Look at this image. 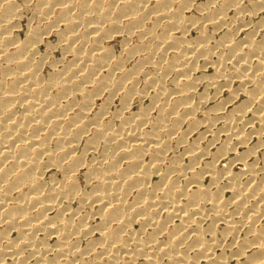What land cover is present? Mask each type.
<instances>
[{
	"label": "bare ground",
	"instance_id": "6f19581e",
	"mask_svg": "<svg viewBox=\"0 0 264 264\" xmlns=\"http://www.w3.org/2000/svg\"><path fill=\"white\" fill-rule=\"evenodd\" d=\"M263 27L264 0H0V264H264V139L217 167L264 134Z\"/></svg>",
	"mask_w": 264,
	"mask_h": 264
},
{
	"label": "rangeland",
	"instance_id": "374dc122",
	"mask_svg": "<svg viewBox=\"0 0 264 264\" xmlns=\"http://www.w3.org/2000/svg\"><path fill=\"white\" fill-rule=\"evenodd\" d=\"M29 14H28V18H29ZM263 16V14L262 13H259V15L256 17V18H254V20H253V24L249 27L250 29H252V28H254V25H256L257 24V22L261 19V17ZM24 24L26 25V23H27V19L25 18L24 19ZM259 31H261V32H258L257 33V39L259 40H262V38L264 37V27L262 28V29H258ZM245 30H242L239 34H238V36H237V40H243L244 39V37H245ZM197 34V32L195 33V31L194 30H192V33L189 35L190 36V38H192V36H195ZM221 35V34H220ZM220 35H218V36H220ZM260 36V37H259ZM240 37V38H239ZM51 41L52 42H55L56 41V36H54V34L51 36ZM114 47H115V49L114 50H116V53L118 54V53H120V47H119V43L118 42H116L115 43V45H114ZM42 50H43V47H42ZM60 52L61 51H56V56L54 57L55 59H60L61 57H62V53L60 54ZM217 52V54H221V50H217L216 51ZM216 58V59H215ZM218 55H215L214 57H213V61H217L218 59ZM209 67H205V69H204V67L202 66V64H201V68L199 69V72H197V74H199L200 76H206V77H208V76H210V75H212L214 72V67L212 66V65H208ZM208 70H207V69ZM48 69V67L46 68V70ZM204 69V70H203ZM201 70V71H200ZM205 73V74H204ZM143 84V83H142ZM169 85H171L170 83H169ZM205 87L206 86H202L201 88H200V90H199V92H203L204 90H205ZM201 89H202V91H201ZM233 90V92L235 91V90H237L238 89V83L236 82L233 86H232V88L230 87V88H228V90H227V88H226V90H225V88L224 89H222V90H219V91H217L216 93L218 94H214L215 93V89L214 88H212V87H210L207 91H209L208 92V99L209 98H214L213 97V95L216 97L215 99H209L210 101L209 102H207L206 101V104H205V106H203V108H205L207 111L209 110V109H211V107H213V106H216V105H223V104H225V105H228V106H221V107H225L226 109V114H228V113H230L231 111H234V106L236 105L237 106V104L238 105H240V103H242V101H243V99L245 98V95L243 94V92H240V94L239 95H236L237 97H236V99L235 100H232L231 101V103H230V105L229 104H227L228 102L226 101V99H228V98H233L232 96L234 95H232V96H230L231 94V92L229 91V90ZM231 90V91H232ZM220 91H222V93H220L219 94V92ZM228 91V92H227ZM211 92V93H210ZM212 94V95H211ZM211 95V96H210ZM239 96H240V98H239ZM225 100V101H224ZM228 100H230V99H228ZM241 100V101H240ZM212 101V102H211ZM222 101L224 102L223 104H221L222 103ZM234 101V102H233ZM235 101H237V103L235 102ZM211 102V103H210ZM221 102V103H220ZM226 102V103H225ZM233 102V103H232ZM205 103V102H204ZM203 103V104H204ZM236 103V104H235ZM202 104V105H203ZM212 104V105H211ZM210 105V106H209ZM138 106L135 104V107H134V109H136ZM229 107V108H228ZM113 110H114V108H113ZM200 118H203L204 117V115L202 114V113H200ZM251 117V115H246V117H245V120H249V118ZM244 120V121H245ZM221 121V120H220ZM218 122V125H216V128L215 127H212L213 129H211L212 131H211V133H208V132H210L208 129V125H204V124H202L200 127H199V129L196 131V133H195V135L191 138V139H195V137H197L198 135H200V139L203 137V135H206V133L208 134V136L206 135V136H204L202 139H201V146L202 147H204V148H207V149H209V153L207 154V156H205V160L204 161H206V162H211L212 161V159L214 158V155H215V153H216V151H217V149L218 148H220L221 146H223L224 145V143L226 142L225 140H226V135H225V133L223 132L222 133V131L221 130H223V128H224V126H225V123L223 122ZM217 123V122H216ZM244 123V122H243ZM245 124V123H244ZM258 125H259V123H257ZM257 124H256V126H257ZM223 127H222V126ZM205 126V127H204ZM205 128V129H204ZM220 128H222V129H220ZM185 129H186V127H185ZM251 129V126H248V127H246V130H250ZM201 130V131H200ZM214 130V131H213ZM206 131V132H205ZM217 131H219V132H217ZM203 132H205V133H203ZM217 134L216 136H217V138H215L214 136H215V133ZM201 133V134H200ZM203 133V134H202ZM202 136V137H201ZM212 136V137H211ZM222 136V137H221ZM206 137V138H205ZM260 137V136H259ZM215 138V139H214ZM219 138V139H218ZM253 139L251 140V142H249V145H244V146H239L238 148H236V151H233V154H232V152L231 153H229V155L228 156H226V158L225 159H223V160H221V162L219 161V163H217V167L218 168H223V167H226V166H228V161L230 162L231 160H233L234 159V157L236 156V155H242V153H244L248 148H250V147H253V146H256L257 145V142H258V140L259 141H261V139H264V134H262L261 135V137L260 138H258V135H253V137H252ZM256 138V139H255ZM221 139V140H220ZM205 140V141H204ZM216 142L217 140V142L216 143H214V144H212L214 141ZM220 140V141H219ZM211 142V143H210ZM205 144V145H204ZM211 145V148L209 147V145ZM207 145V146H206ZM213 146V147H212ZM217 148V149H216ZM212 150H214V151H212ZM238 150V151H237ZM211 151V152H210ZM259 153V154H258ZM257 153V156L256 155H254V156H252V155H250V156H248L247 158L248 159H246V161L248 162V163H256V161L258 160V162L256 163L257 164V166L258 167H262V166H264V156H263V154L261 153V151L260 152H258ZM231 155V156H230ZM233 155V156H232ZM261 155V156H260ZM252 156V157H251ZM249 157H250V159H249ZM261 160V161H260ZM260 161V162H259ZM262 162V163H261ZM227 163V164H226ZM234 165L233 166H231V168L230 169H232V171L233 172H241L242 171V168H244V163L242 162L241 164H240V162L238 161V163L237 162H235V163H233ZM263 164V165H262ZM226 165V166H225ZM242 166V167H241ZM53 172V171H52ZM208 183V179H206L205 180V184H207ZM226 198H228V194L226 195ZM207 224V223H206ZM205 224V225H206ZM242 237H244V233H242V235H241ZM229 241V240H228Z\"/></svg>",
	"mask_w": 264,
	"mask_h": 264
}]
</instances>
